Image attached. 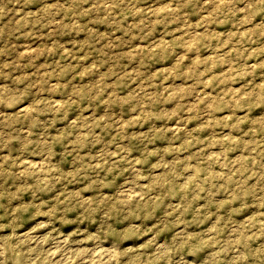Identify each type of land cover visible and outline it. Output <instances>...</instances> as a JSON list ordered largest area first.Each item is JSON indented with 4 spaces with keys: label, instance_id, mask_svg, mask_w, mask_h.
<instances>
[{
    "label": "rangeland",
    "instance_id": "rangeland-1",
    "mask_svg": "<svg viewBox=\"0 0 264 264\" xmlns=\"http://www.w3.org/2000/svg\"><path fill=\"white\" fill-rule=\"evenodd\" d=\"M0 264H264V0H0Z\"/></svg>",
    "mask_w": 264,
    "mask_h": 264
}]
</instances>
